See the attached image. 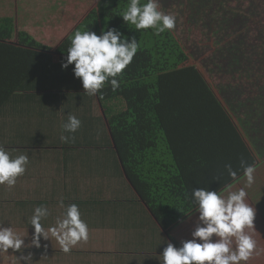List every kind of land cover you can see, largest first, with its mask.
I'll list each match as a JSON object with an SVG mask.
<instances>
[{
    "label": "trees",
    "instance_id": "1",
    "mask_svg": "<svg viewBox=\"0 0 264 264\" xmlns=\"http://www.w3.org/2000/svg\"><path fill=\"white\" fill-rule=\"evenodd\" d=\"M129 2L98 0L55 45L39 40L28 25L18 27L13 17L0 16V113L16 93L85 92L74 65L61 67L75 31L99 35L101 29L115 28L125 38L134 37L138 51L117 77L120 87L113 91L106 82L96 97L109 104L103 108L110 136L141 209L169 235L198 208L193 189L220 193L244 175L241 160L254 167L256 160L173 29L156 34L152 28L136 30L126 24L120 14ZM259 47L264 50V39ZM225 165H231L235 177Z\"/></svg>",
    "mask_w": 264,
    "mask_h": 264
},
{
    "label": "crops",
    "instance_id": "2",
    "mask_svg": "<svg viewBox=\"0 0 264 264\" xmlns=\"http://www.w3.org/2000/svg\"><path fill=\"white\" fill-rule=\"evenodd\" d=\"M70 92L16 93L0 113V145L12 158L20 154L29 158L14 186L0 184V226L11 227L21 236L27 234L24 239L28 243L34 231L29 221L36 207L49 210L50 215L41 222L47 230L68 205L76 204L88 226V240L78 242L66 253L55 238H41L39 248L22 249L25 255L32 253L31 264H161L164 247L172 243L170 236L180 245L192 238L191 232L199 222L198 210L176 223L167 235L141 209L126 179L102 103L96 95ZM69 115L81 120L75 133L62 128ZM235 120L256 160L254 183L246 186L243 175L219 194L227 198L230 192L245 189V202L255 209L253 227H246L245 232L263 246L239 264H264V229L256 215H264V204L259 202L263 197L258 193L264 185V146L252 145L250 125L242 127ZM62 135L71 138L62 140ZM140 212L144 213L142 218ZM256 233L261 239L254 238ZM19 255L11 248L0 252V264H26Z\"/></svg>",
    "mask_w": 264,
    "mask_h": 264
},
{
    "label": "clouds",
    "instance_id": "3",
    "mask_svg": "<svg viewBox=\"0 0 264 264\" xmlns=\"http://www.w3.org/2000/svg\"><path fill=\"white\" fill-rule=\"evenodd\" d=\"M120 15L126 24L134 25L136 30L152 28L159 34L175 27V17L160 11L158 0H147L144 4L140 0H130L126 11ZM137 51V40L134 37L125 38L115 28H108L106 31L101 29L99 35L94 31L77 30L71 37V46L61 67L74 65L73 74L81 80L83 89L89 96L99 93L106 82L116 91L120 87L117 77L132 62ZM80 126L81 120L75 115H69L62 124L63 130L68 133H75ZM70 138L61 136L62 140ZM28 162L27 154L12 158L0 145V184L14 186L16 178L25 172ZM240 166L246 177V186L250 187L254 183L255 167L244 160L240 161ZM225 168L230 176H236L231 165H225ZM246 195L244 188L230 192L227 198L217 191L193 189L191 198L198 205L199 222L191 232V239L181 241L179 247L171 242L166 244L161 264H239L240 261L249 260L256 242L245 232V228L253 227L255 209L245 202ZM61 206H64L63 201ZM49 215V210L44 206L34 209L29 221L34 231L28 243L24 239L27 234L21 236L11 227L0 226V252H7L11 248L20 252V261L31 264L32 253L25 255L22 249L29 246L39 248L41 238H55L66 253L78 242L88 240V226L81 219L76 204L68 205L55 224L45 230L41 222ZM214 235L216 239H213ZM232 238L235 239L234 250Z\"/></svg>",
    "mask_w": 264,
    "mask_h": 264
},
{
    "label": "rangeland",
    "instance_id": "4",
    "mask_svg": "<svg viewBox=\"0 0 264 264\" xmlns=\"http://www.w3.org/2000/svg\"><path fill=\"white\" fill-rule=\"evenodd\" d=\"M97 1L0 0V16L13 17L18 27L28 25L39 40L55 45ZM192 1L158 0L159 10L175 17L173 32L231 119L250 125V143L264 146V0ZM258 193L264 204V185ZM256 215L264 229V215ZM262 246L256 242L255 249Z\"/></svg>",
    "mask_w": 264,
    "mask_h": 264
}]
</instances>
